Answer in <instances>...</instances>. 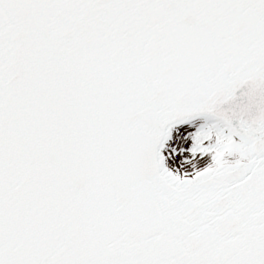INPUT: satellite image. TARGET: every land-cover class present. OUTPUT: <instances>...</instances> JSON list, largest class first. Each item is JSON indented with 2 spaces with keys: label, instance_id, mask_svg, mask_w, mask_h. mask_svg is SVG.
<instances>
[{
  "label": "snow or ice",
  "instance_id": "6c2138e0",
  "mask_svg": "<svg viewBox=\"0 0 264 264\" xmlns=\"http://www.w3.org/2000/svg\"><path fill=\"white\" fill-rule=\"evenodd\" d=\"M0 264H264V0H0Z\"/></svg>",
  "mask_w": 264,
  "mask_h": 264
}]
</instances>
